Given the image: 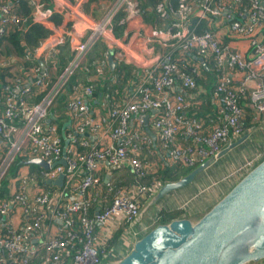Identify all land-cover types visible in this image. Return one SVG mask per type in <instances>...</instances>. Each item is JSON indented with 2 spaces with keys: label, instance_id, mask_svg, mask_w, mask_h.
Segmentation results:
<instances>
[{
  "label": "built area",
  "instance_id": "obj_1",
  "mask_svg": "<svg viewBox=\"0 0 264 264\" xmlns=\"http://www.w3.org/2000/svg\"><path fill=\"white\" fill-rule=\"evenodd\" d=\"M26 1L36 21L43 23L53 13L69 18L66 34L43 39L34 58L40 61L53 56L62 44L70 46L71 56L55 75L38 62L32 80L14 86L18 92L0 93V180L15 156H23V162L40 157L48 165L37 171L16 169L6 179L5 195L0 196V264H115L125 248L120 243L127 242L124 233L140 236L148 230L140 233L130 225L139 212V199L163 183L154 177L156 169L152 168L157 162L140 157L141 147L154 143L143 126L144 114L153 112L148 122L158 147L167 155V164L197 165L248 132L246 107L251 121L264 130V120L258 121L264 116V0L156 2L152 10L161 24L150 27L147 38L157 39L163 50L154 53L149 45V61L131 70L134 84L125 87L120 99L108 93L100 96V111L91 107L95 83L89 76L82 83L77 78L68 91L65 86L81 70L87 73L93 68L101 78L108 53L116 65L133 61L112 35L113 19L120 14L117 24L135 27L141 14L139 0H111L106 13L95 20L78 8L86 0H49L50 6L43 7L37 4L39 0ZM18 2L0 0V39L20 21L15 11ZM203 20L208 26L199 29ZM96 42L105 46L102 57L82 66ZM242 42L246 47H240ZM207 62L215 107L212 114L200 111L206 102L200 96L205 91L198 79ZM61 93L70 126L64 133V164L52 165L61 158L62 139L56 125L46 119ZM29 94L40 98L28 103ZM105 134L108 143L87 138ZM254 145L250 156L212 185L237 182L261 160L264 144ZM104 165L112 171L125 167L130 181L110 182L100 173ZM58 174H62L60 186L40 184ZM147 177L150 180L143 183ZM187 206L178 203L172 209L182 211ZM15 214L20 220L13 222ZM117 232L116 242L108 245Z\"/></svg>",
  "mask_w": 264,
  "mask_h": 264
},
{
  "label": "water",
  "instance_id": "obj_2",
  "mask_svg": "<svg viewBox=\"0 0 264 264\" xmlns=\"http://www.w3.org/2000/svg\"><path fill=\"white\" fill-rule=\"evenodd\" d=\"M202 61L201 58L198 59ZM110 70L116 66L107 55ZM203 68H206L203 66ZM147 115L142 116L143 126ZM49 121V119H47ZM61 125L62 152L59 161L64 164L67 139ZM146 128V127H145ZM150 134V131H147ZM249 131L225 144L186 174L173 181L163 182L149 197L130 224L140 219L141 212L156 204L166 194L180 189L229 150L250 138ZM47 169L40 157L24 162ZM62 174L46 184L60 186ZM130 226V227H131ZM264 262V157L229 188L211 207L195 220L174 218L167 223L153 225L140 236L128 233L123 256L115 264H258Z\"/></svg>",
  "mask_w": 264,
  "mask_h": 264
},
{
  "label": "crops",
  "instance_id": "obj_3",
  "mask_svg": "<svg viewBox=\"0 0 264 264\" xmlns=\"http://www.w3.org/2000/svg\"><path fill=\"white\" fill-rule=\"evenodd\" d=\"M39 1L40 2H37V4L39 6L41 5V7L50 6V1H47V0H39ZM110 1L111 0H86L84 2H80L78 8L83 14H86V15L88 14L90 19L92 18L95 20L97 18L102 17L106 13V10L110 5ZM161 1L164 2L165 4H169V5L173 4V0H161ZM139 3L141 7V14L138 20L136 21L137 25L135 27H131L129 24L119 25L115 23L113 24L114 33L112 32L113 37L118 39L117 43L119 44V48L124 49L125 53L129 54V56L133 58V61L130 64H128L132 67V69L138 67V65L143 62L149 61L152 55L151 52L148 54L149 45L154 48V53H160L163 50V48H159L157 44L158 43L157 39L147 38L148 29L150 27L156 28L157 25L161 24L156 20L155 14L152 10L155 4H153V6L146 5L142 7V3L141 2ZM58 16L60 19L57 23H54L53 20L50 19V17L47 20H44L42 23L41 20L36 21L34 16L31 14V18L33 21L40 22L49 30V34L47 35V37L44 38V39H47L48 41L54 40V38H56L58 35L64 36L66 34L65 31L69 29L70 27L68 17L67 19L65 17H61L60 15ZM113 23H114V19H113ZM81 25L82 24H79V25L76 24V26L78 27H80ZM115 25L119 26L120 29L118 30L117 28H115ZM76 36L78 37V39L82 37L78 32H76ZM147 41H150V42L148 43ZM19 43L23 48L25 47V44L22 38H19ZM240 45L238 44V46L240 47H243V48L246 47V44L244 42H242ZM58 47L59 48L64 47V50L66 51V55H67V58H66V63H67V61L69 60L71 56V52H69L70 46L68 44H62V45H58ZM58 47L56 48V52L54 54L59 52ZM104 51H105V46L101 42H96L94 46L87 52L82 62V66L88 67V65L95 58L96 55L99 56V58L97 59H100ZM31 56L33 58L37 57L36 48L31 54ZM97 59L95 58V60ZM22 60H23L22 57L14 58L13 56L9 54H2V55L0 54V67L6 69L7 72L15 76V78L13 79L10 77H6L5 80L9 82L10 81L13 82L14 86H18V87H22L23 85L28 83L33 78L34 67L24 70L23 67L21 66ZM106 61H107V56H106L105 62ZM39 62L43 66L51 68L54 72V73L51 72V74L53 75H55L61 70L57 65V60H53L52 56H48V57L44 56L43 59H40ZM107 68L108 66L105 69H103V76L101 78H97L99 76V73L97 74V71H95V69L93 68H90L87 73H85L84 71L82 72L78 71L77 73L79 75L77 76L78 78L77 80H80V82L81 81L83 82L84 79L89 76L91 79L94 80L95 87H96L97 84H102L105 81V78H107L108 76ZM134 82L135 81L132 79V76H131V79L129 80L128 84H125L122 87L120 94H117V95L113 94V96L117 99H120V97L123 94V91L125 90V87L127 85L132 86ZM8 88H9L8 86H5V89H8ZM202 88L205 92L201 93L200 96H202V98H204V96H207L208 100L210 99L211 109L209 108L208 111H205L203 106H205L207 103L206 104L204 103L205 105H202V108L200 107V111L204 112L205 114H212L214 111L213 110L214 103L211 100L210 91H207L204 87ZM14 89L15 88H13V90ZM15 91L18 92V90L16 89ZM0 93H3V92H0ZM38 94L35 96H33L32 94L26 95V101L28 103L37 102L40 98V95ZM96 97H98L97 98L98 100L95 99ZM99 97H100L99 94H96L94 95V98L91 101V107L93 110H99V111L101 110L99 106V100H100ZM56 107H57V101L53 104V108L50 111L52 113V116L57 117V118H63L64 108L62 111V109L56 110ZM51 113H50V118H51ZM152 114L153 112H149L148 114H146L147 115L146 120H147V124L149 128V130L147 131H150V134L154 140L153 141L154 143L153 145H150V146H142L140 157L141 159L151 158L152 161H156L157 163L160 162V164L161 163L167 164L168 163L167 155L165 152L160 150V148L158 147V140L154 134V131L152 130L150 126V123L148 122ZM66 121L69 122V120H66ZM48 122H50V119ZM69 126H70V122L65 128ZM87 138L90 142L95 141L96 139H98V141L101 144L105 142L106 143L109 142L108 136L106 134L105 136H100V137L98 135H89L87 136ZM177 139L179 140L178 136H177ZM251 142L253 144H256L255 142L251 140V136H250L248 140H245L242 144L229 150L226 154H224L223 156L218 158L215 162H213V164H211L209 167H207L205 170L199 173L193 179L191 183H189L188 185L180 189H177L173 192L166 194L161 199L162 201L160 200V202H162V205H163V207L162 206L161 207L165 209H172V207H175V205H177L178 203H184V202L188 203L187 208L181 211V213L179 214L180 215L179 217H187L191 220H195L198 216H200L203 212H205L209 207H211L224 193H226L231 186H233L234 182H224L222 184H217L215 186L212 185V182H216V180L221 178L223 173L228 172L232 166H234L238 162L242 161L243 159L251 155V153L254 151V147H253L254 145H252ZM18 169L28 170V168L26 167V164L18 167L17 170ZM119 170H121V168L112 171L108 168L107 165H104L101 167L100 173L103 174V176L107 180H110L112 178L111 177L112 175L116 177H119L122 174L125 175L124 173H119ZM122 170L123 171L126 170L129 172V170L126 169L125 167L122 168ZM126 178H127V182L130 181L131 174L129 173ZM11 220L15 222L17 220H20V218L18 217V215L14 217L11 216ZM125 241L123 243H120L123 245V247L124 245L126 246ZM103 264H106V261Z\"/></svg>",
  "mask_w": 264,
  "mask_h": 264
},
{
  "label": "trees",
  "instance_id": "obj_4",
  "mask_svg": "<svg viewBox=\"0 0 264 264\" xmlns=\"http://www.w3.org/2000/svg\"><path fill=\"white\" fill-rule=\"evenodd\" d=\"M161 1V0H139V2L142 3V7L149 5L153 6L156 2ZM175 0H173V4H175ZM15 11L19 14L20 16V21L16 24L13 25L7 32L6 34L0 39V54H9L13 56L14 58L17 57H22L21 61V66L23 67L24 70L30 69L32 67L38 66V59L33 58L31 54L35 50V48L38 47L39 43L47 37L49 34V30L40 22L33 21L31 18V14L33 11L32 5L26 1V0H19L17 5L15 6ZM120 17V14H118L114 18V24L116 23V20ZM50 19L53 20L54 23H57L59 21V16L56 13H53L50 16ZM208 26L207 21L203 20L202 22L199 23L198 27L199 29H206ZM115 28L118 30L120 29L119 26L115 25ZM19 38L23 39V42L25 44V47L23 48L20 43H19ZM59 48V47H58ZM53 60H57V65L61 69L63 65L66 63V51L64 50V47L59 48V52L54 54L52 56ZM95 58H99L98 55L95 56ZM206 68H202V77L198 79V82L207 90L211 91L212 90V77H211V72L209 71V62L205 64ZM131 70L132 67L128 64H122V65H117L115 66L112 70L107 68V78H105V81L102 84H97L93 94H99V96H102L104 93H108V95L111 94H120L122 87L125 84H128L129 80L131 79ZM82 72V70H81ZM79 74L75 73L73 74L67 81V84L65 86V89L68 91L69 87L71 84H73L77 76ZM10 77V78H15V76L11 75L9 72L6 71V69L0 67V92L5 93L8 90H13L14 88V83L6 81L5 78ZM5 86H8V89H5ZM96 97L95 99H97ZM204 99L206 101V105L203 106L205 111H208L209 108L211 107L210 99L208 100L207 96H204ZM57 107L56 110L64 108V102H65V94L61 93L57 99ZM207 108V109H206ZM247 108V107H246ZM211 109V108H210ZM213 110H215V107H213ZM250 112V110L246 109V112ZM202 113H198V115H201ZM251 115V112H250ZM68 118L64 115L63 118H57L53 117L51 113V118L50 122L54 123L57 127V130L60 134V129L61 125L63 122H65ZM249 121L251 122V117L249 116ZM245 127L247 128L249 126L248 121L244 122ZM146 129L148 128V124L145 126ZM144 127V128H145ZM66 131V128L64 129V132ZM62 143V140H61ZM80 150V148H78ZM23 156H16V160L14 159V170L12 174L15 173V170L23 166L25 163L23 162ZM194 166H186L182 165L179 162H174L172 164H160V168L156 171L154 174V177L159 179L161 182H166V181H173L184 174H186L189 170H191ZM26 167L28 168V171H37L38 167L33 165V164H27ZM122 170V169H121ZM112 178L110 179V182L117 184H125L127 182V178L125 175H121L118 178L116 176H111ZM152 177V176H150ZM150 177L142 179L143 183H148L150 180ZM119 179V180H118ZM6 179L0 183V196L5 195L6 191ZM118 182V183H117ZM41 185H47L46 182L40 183ZM181 211L180 210H175V209H165L161 208L156 212V215L154 217V224H162V223H167L171 219L179 217ZM152 225V226H153ZM119 232L115 233L114 236L111 238V241H109L108 245L112 244L113 242H116L118 238Z\"/></svg>",
  "mask_w": 264,
  "mask_h": 264
},
{
  "label": "rangeland",
  "instance_id": "obj_5",
  "mask_svg": "<svg viewBox=\"0 0 264 264\" xmlns=\"http://www.w3.org/2000/svg\"><path fill=\"white\" fill-rule=\"evenodd\" d=\"M49 1V0H47ZM143 1V0H142ZM160 2V1H158ZM95 59V58H94ZM246 109L248 108H245V120L244 122H247L249 123V126H248V131H249V134L251 135V140L255 143H259L260 144H264V130H259V123L256 122H250L249 121V116L251 117L250 115V112H246ZM249 110V109H248ZM264 120V116H263V119L261 116H259L258 118V121H262ZM245 125V124H244ZM252 145H254L252 142H251ZM255 146V145H254ZM14 159L16 160V156L14 157ZM148 161L151 160V158H146ZM14 162V160H13ZM11 163L9 168L7 169V171L5 172V174L3 175L2 179L0 180V183L3 182L5 179H7L8 176H10L14 170V163ZM160 168V162L157 163V166L154 167L153 166V170H154V174L156 173V171ZM119 173H124L127 177V175L129 174L128 171H123V170H119ZM116 174V173H115ZM118 178V177H116ZM119 180V179H118ZM118 183V182H117ZM150 196V195H149ZM143 197V198H140L139 201H140V207H139V210H142L150 197ZM162 201V200H161ZM163 207L162 205V202L158 201L156 204L154 205H150V206H147L142 212H141V215H140V219L137 221V223L135 222V224L133 225V228L134 229H138V231L143 232L146 228L150 229L152 227V225L154 224V217H155V214L156 212L159 210L160 207ZM175 208V207H173ZM145 227V228H143ZM127 229V228H126ZM126 233H124V236H123V240H125L127 237H126ZM122 245V244H121ZM124 253L123 249L120 251V255H119V259L123 256L122 254ZM117 261V260H115ZM109 264H113V263H109Z\"/></svg>",
  "mask_w": 264,
  "mask_h": 264
},
{
  "label": "bare ground",
  "instance_id": "obj_6",
  "mask_svg": "<svg viewBox=\"0 0 264 264\" xmlns=\"http://www.w3.org/2000/svg\"><path fill=\"white\" fill-rule=\"evenodd\" d=\"M236 165H237V164H236ZM225 173H227V172H225ZM225 173H223L222 176H223Z\"/></svg>",
  "mask_w": 264,
  "mask_h": 264
}]
</instances>
